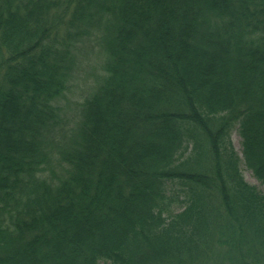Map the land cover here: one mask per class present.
<instances>
[{
  "label": "trees",
  "instance_id": "1",
  "mask_svg": "<svg viewBox=\"0 0 264 264\" xmlns=\"http://www.w3.org/2000/svg\"><path fill=\"white\" fill-rule=\"evenodd\" d=\"M94 27L104 75L47 179ZM241 163L264 185V0H0V264H264Z\"/></svg>",
  "mask_w": 264,
  "mask_h": 264
},
{
  "label": "rangeland",
  "instance_id": "2",
  "mask_svg": "<svg viewBox=\"0 0 264 264\" xmlns=\"http://www.w3.org/2000/svg\"><path fill=\"white\" fill-rule=\"evenodd\" d=\"M101 32L100 28L94 27L88 34L75 36L72 52L73 65L68 73L66 88L53 102L58 110L57 118L45 137V149L49 153V159L39 172V175L44 178L55 180L63 174L65 167L60 160L61 147L76 130L80 104L92 92L97 80L104 75L102 61H104L105 53L99 43ZM229 136L234 150L241 157V138L237 130L233 129ZM191 147L192 143L187 144V149L183 152L184 156L189 154ZM240 169L246 182L255 185L264 194V185L257 181L251 170L243 163L240 164Z\"/></svg>",
  "mask_w": 264,
  "mask_h": 264
}]
</instances>
